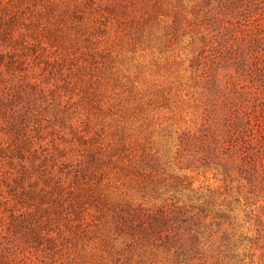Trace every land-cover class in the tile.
<instances>
[{
	"label": "rangeland",
	"instance_id": "obj_1",
	"mask_svg": "<svg viewBox=\"0 0 264 264\" xmlns=\"http://www.w3.org/2000/svg\"><path fill=\"white\" fill-rule=\"evenodd\" d=\"M204 1L0 0L38 190L21 264H264V78Z\"/></svg>",
	"mask_w": 264,
	"mask_h": 264
},
{
	"label": "trees",
	"instance_id": "obj_2",
	"mask_svg": "<svg viewBox=\"0 0 264 264\" xmlns=\"http://www.w3.org/2000/svg\"><path fill=\"white\" fill-rule=\"evenodd\" d=\"M204 4L210 14V24L227 31L228 38L245 48L240 49L238 56L232 60L236 69L263 79L264 0H205ZM8 34L11 38L12 32ZM7 36L2 38L7 39ZM258 85L264 94V85ZM24 93L23 84L2 80L0 75V264H21L19 243L22 238L27 239L38 225L37 221L27 222L26 216L32 211L27 207L29 204L24 205L26 195H34L38 191L26 188V181L30 179L26 166L29 151L24 139L26 134L21 131L27 127L28 112L23 110L20 101L26 102V96L27 102L29 100L27 94L23 96ZM261 105L264 107V97L261 98ZM250 119L251 116H248L238 122L242 124V132L253 131L250 124L244 126Z\"/></svg>",
	"mask_w": 264,
	"mask_h": 264
}]
</instances>
